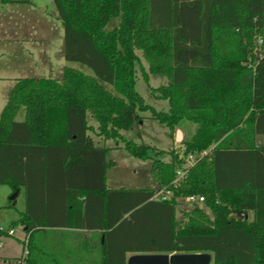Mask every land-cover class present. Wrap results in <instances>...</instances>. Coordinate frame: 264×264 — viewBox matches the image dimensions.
<instances>
[{
    "label": "trees",
    "instance_id": "1",
    "mask_svg": "<svg viewBox=\"0 0 264 264\" xmlns=\"http://www.w3.org/2000/svg\"><path fill=\"white\" fill-rule=\"evenodd\" d=\"M52 2L63 60L93 76L64 66L59 80L16 78L0 109V184L10 188L9 202L20 187L24 193V209L9 223L27 236L23 264H125L127 253L172 252H207L209 264H264V146L255 141L264 135V0ZM136 51L144 80L167 78L150 88L166 110L136 92ZM140 111L168 136L182 119L195 127L168 161L152 160L157 187L107 188L113 162L88 132L119 139L133 157L165 153L121 136ZM157 190L168 193L153 199ZM189 194L202 201L176 223V200Z\"/></svg>",
    "mask_w": 264,
    "mask_h": 264
},
{
    "label": "rangeland",
    "instance_id": "2",
    "mask_svg": "<svg viewBox=\"0 0 264 264\" xmlns=\"http://www.w3.org/2000/svg\"><path fill=\"white\" fill-rule=\"evenodd\" d=\"M32 5L29 8V15L23 11V6H8V12H3L7 27L10 24L17 26L21 24L27 27L26 31H19L15 37L13 35H4L8 41L1 42L0 48H5L16 53V56L6 55L0 56V77H44L59 80L64 66L77 69L84 74L93 76L92 71L84 65L76 62H66L63 60V38L62 27L57 19L56 11L52 0H28ZM3 6L0 5V9ZM6 9V8H5ZM117 23V19L111 20L105 30H110ZM0 34V38H1ZM21 38V39H18ZM1 40V39H0ZM259 41H256V45ZM135 54L139 59V64H135L136 78L134 88L141 96L145 104L150 105L155 110H166L167 101L165 99L155 98L150 91L151 87H159L167 82V78L158 74L147 73V80L142 77V72H147L146 62L142 59L140 52ZM5 75V76H3ZM0 78V109L11 87V81ZM108 91L115 94L112 87L103 81L97 80ZM23 109L20 108L15 120H23ZM141 121L133 123L132 126L120 131L121 136L126 140H131L136 144H143L151 148L163 150L155 157L154 151L149 149L147 156L137 158L130 155L121 147V141L117 143L112 140H102L96 137L91 131L88 134L93 141L99 145L108 148L106 160L113 162L105 171V185L108 188H144L157 187L158 183L151 175L150 167L152 160L158 158L161 161H168L170 150H178L180 142L188 139L192 134L195 124L187 120H180L175 126L170 136H168L167 128L149 118L148 111L138 112ZM87 122L89 125L96 127V121L87 114ZM180 127V128H179ZM180 129L183 131H180ZM175 130L180 133V138H175ZM185 165L187 162L184 163ZM11 195L8 185L0 184V229L7 231L9 223L18 218L20 212L24 209V193L20 187L18 193L14 196L12 202H9ZM191 204L181 199L176 200V223L181 219L182 213L191 208ZM209 213L207 210H205ZM13 235H0V264H13L16 257L21 254V241L24 236L21 226L12 227ZM131 254L127 253L126 257Z\"/></svg>",
    "mask_w": 264,
    "mask_h": 264
},
{
    "label": "water",
    "instance_id": "3",
    "mask_svg": "<svg viewBox=\"0 0 264 264\" xmlns=\"http://www.w3.org/2000/svg\"><path fill=\"white\" fill-rule=\"evenodd\" d=\"M175 138L180 133L175 130ZM210 254L207 252L190 253H131L125 259V264H209Z\"/></svg>",
    "mask_w": 264,
    "mask_h": 264
},
{
    "label": "crops",
    "instance_id": "4",
    "mask_svg": "<svg viewBox=\"0 0 264 264\" xmlns=\"http://www.w3.org/2000/svg\"><path fill=\"white\" fill-rule=\"evenodd\" d=\"M13 5H15V6H23V11L24 12H26V14H28L29 15V8H31V6L32 5H30L29 4V1L28 0H25L24 2H15V3H10V4H5V5H2L3 7L0 9V34L1 35H3V36H1V42H6V41H8V38H6L4 35H7V34H9V35H13L14 37H15V35L19 32V31H21V30H25L26 31V29H27V27H25V26H22L21 24H18L17 26H14L13 24H9L8 25V27H7V24H6V20L4 19V15H3V12L5 13V12H8L10 9H7L8 8V6H13ZM6 8V9H5ZM18 39H21V38H18ZM6 48H8V47H3V48H0V56H3L4 54H6V55H12V56H16V53H14V51H12V49H10V50H8V49H6ZM3 76H5V75H3ZM1 79H7V80H10V79H12L11 81V86H12V84H13V82H14V80L16 79V78H19V77H9V76H7V77H0ZM8 92V91H7ZM7 99V98H6ZM4 103H5V101H4ZM4 103H3V105H4ZM2 105V106H3ZM1 106V107H2ZM180 128V127H179ZM180 131L182 132V135H183V131L180 129ZM255 141H256V144H257V146H264V135H256L255 136ZM95 143V142H94ZM96 144V143H95ZM108 188V187H107Z\"/></svg>",
    "mask_w": 264,
    "mask_h": 264
},
{
    "label": "built area",
    "instance_id": "5",
    "mask_svg": "<svg viewBox=\"0 0 264 264\" xmlns=\"http://www.w3.org/2000/svg\"><path fill=\"white\" fill-rule=\"evenodd\" d=\"M202 153H204V152H202ZM191 161H192V156L188 155L187 160H186L187 164H190ZM186 165H184V167ZM184 167L175 171V178L173 179V183L177 182L178 180H180L183 177L184 172H185L184 171L185 170ZM167 193L168 192L163 193L162 190H157L153 194L152 198L153 199H159V198L163 199V198H165ZM183 201L188 203V204H193V203L202 201V196L189 194V195L184 196ZM1 231H3V230H1ZM5 232H6L7 235H10V236L13 235V230L12 229H8ZM20 240H21V245H22L21 254L18 257L15 258V260L13 261V264H23V260L22 259H23V257L26 254V247H25L26 246V241H27L26 234H24V236ZM3 264H5V263H3Z\"/></svg>",
    "mask_w": 264,
    "mask_h": 264
}]
</instances>
